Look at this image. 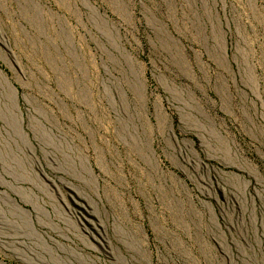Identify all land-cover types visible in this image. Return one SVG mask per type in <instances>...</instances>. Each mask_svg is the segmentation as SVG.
<instances>
[{"label":"rangeland","instance_id":"1","mask_svg":"<svg viewBox=\"0 0 264 264\" xmlns=\"http://www.w3.org/2000/svg\"><path fill=\"white\" fill-rule=\"evenodd\" d=\"M0 79V264H264V0H0Z\"/></svg>","mask_w":264,"mask_h":264},{"label":"bare ground","instance_id":"2","mask_svg":"<svg viewBox=\"0 0 264 264\" xmlns=\"http://www.w3.org/2000/svg\"><path fill=\"white\" fill-rule=\"evenodd\" d=\"M0 80H2V79H0ZM14 90V89H13ZM16 92V91H15ZM17 99V98H16ZM14 108H16V109H18V105H17V102L15 101V103H14ZM0 110H2V109H0ZM14 113V112H13ZM22 115V114H21ZM18 119H20V118H18ZM8 120V119H7ZM15 120V119H14ZM16 121V120H15ZM17 123V122H16ZM19 125V124H18ZM19 130H21V128H19ZM21 132V131H20ZM19 134V133H18ZM21 135V134H20ZM26 137V136H25ZM26 139V138H25ZM26 142V140L24 141V143ZM29 143V142H28ZM26 144H27V142H26ZM28 145H30V144H28ZM34 148V147H33ZM33 148L30 146L29 147V149L31 150V152H32V150H33ZM34 153H35V151H34ZM83 162V161H82ZM6 163V162H5ZM86 164V163H85ZM88 166V165H87ZM85 169H87V168H85ZM8 169H5V172L6 173H9L8 171H7ZM88 170V169H87ZM89 170H90V168H89ZM0 181H2L3 183H6V181H5V179H4V177L0 174ZM56 185V184H55ZM12 186H14V185H12ZM13 188H15V189H13ZM12 189L15 191V192H17V193H20V194H22L23 192H21V190H20V188H18V187H13ZM25 193V192H24ZM22 196H24V195H22ZM0 197H2V196H0ZM28 198L30 199V201H28L29 203H31L33 206H34V209L36 210V212L38 213H41V216H39L38 215V220H37V224L39 225V226H50V224L48 223V222H46L45 221V219L42 217L43 215L44 216H47V218L49 219L48 221H50V214L48 213L47 214V210L44 208V207H41L40 205H38V203H35L34 204V202L33 201H35V197H33V196H28ZM0 200H2V199H0ZM3 200H4V202L8 205L9 204V206L8 207H11L10 209H9V211L10 212H12V215H13V217H18V216H21V215H23V218H24V227L26 228V231H27V233H28V235L31 237V238H34L35 239V242L37 243V245H36V247H38V248H40V249H44L45 251H47V252H49L50 254H53L54 253V250L47 244V242H46V240H45V238L38 232V230H37V227L35 226V224L33 223V221L31 220V216H30V214L29 215H26L25 216V214H24V211L21 209V207L17 204V203H15L16 201L15 200H13L9 195H7V194H5L4 195V198H3ZM11 200H13L14 201V204L12 203V204H10V203H8L9 201L11 202ZM25 200V199H24ZM25 201H27V200H25ZM94 205V204H93ZM87 218V217H86ZM0 222L2 223V225L5 227V226H7V228H10V227H12V226H16V227H18L17 225V222L14 220V218H10V217H8L3 211H2V209L0 208ZM4 230V229H3ZM8 230V229H7ZM10 230V229H9ZM16 234V233H15ZM6 236H8V235H6ZM13 236V235H12ZM12 236H11V238H12ZM15 236H17V235H15ZM19 237V236H18ZM52 240H54L53 238H52ZM19 243V242H18ZM25 243V242H24ZM20 244H21V242H20ZM23 244V243H22ZM60 247L61 248H63L64 246H63V244H60ZM43 250V251H44ZM44 251V252H45ZM71 252V254L72 255H74V256H76V257H78V258H80L81 260H83L85 263H88V264H95V263H91L88 259H86V257L84 256H82L80 253H77V252H75V251H70ZM54 258H55V256H53Z\"/></svg>","mask_w":264,"mask_h":264}]
</instances>
